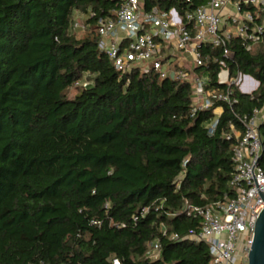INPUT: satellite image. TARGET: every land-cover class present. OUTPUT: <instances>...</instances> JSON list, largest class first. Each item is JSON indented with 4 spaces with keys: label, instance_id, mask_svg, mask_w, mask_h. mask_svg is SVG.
<instances>
[{
    "label": "trees",
    "instance_id": "16d2710c",
    "mask_svg": "<svg viewBox=\"0 0 264 264\" xmlns=\"http://www.w3.org/2000/svg\"><path fill=\"white\" fill-rule=\"evenodd\" d=\"M143 2L147 12L186 10V0ZM117 6L0 0V264L211 262L207 244L186 239L200 221L187 217L185 204L233 196L237 140L227 139L229 125L242 131L237 116L264 109V48L247 52L235 40L232 75L251 76L259 87L235 91L233 106L216 102L193 115L191 84L153 70L119 72L100 49L96 20ZM88 10L97 17L77 37L75 13ZM258 20L264 25V13ZM204 50L211 60L221 56ZM207 71L210 87L224 91L218 64ZM86 74L93 84L71 97ZM220 107L212 135L207 125ZM260 132L264 140V123ZM156 240L161 256L151 260Z\"/></svg>",
    "mask_w": 264,
    "mask_h": 264
},
{
    "label": "built area",
    "instance_id": "2783aa9c",
    "mask_svg": "<svg viewBox=\"0 0 264 264\" xmlns=\"http://www.w3.org/2000/svg\"><path fill=\"white\" fill-rule=\"evenodd\" d=\"M118 3L112 16L96 20V30L101 38L100 49L113 61L119 72L134 68L143 72L151 70L161 79H171L193 86L192 114L208 110L216 102L230 106L238 103L235 91L252 94L259 82L240 72L232 75L228 66L233 53L231 45L238 40L247 52L264 48V25L258 20L264 13V0H186V10L158 8L147 12L143 0H110ZM196 3L197 7H191ZM256 11H259L256 12ZM85 14V15H84ZM75 13L73 30L85 31L80 21L97 17L93 10ZM220 50L221 56L213 60L204 49ZM218 64L217 83L225 88L219 91L210 87L207 67ZM93 84L86 74L73 88H87ZM220 110L222 112H220ZM223 108L215 110V117L207 125L214 135ZM244 125L239 131L230 123L228 140L236 138L234 148L235 172L230 182L233 196L226 201L205 206L185 204L188 218L199 219V230H191L186 239L205 243L210 249V264H248L255 224L264 209V140L260 127L264 123V109L255 110L252 117L237 116ZM172 240H180L173 235ZM159 240L151 244L148 258L161 256ZM118 264V262H116Z\"/></svg>",
    "mask_w": 264,
    "mask_h": 264
},
{
    "label": "water",
    "instance_id": "95a60500",
    "mask_svg": "<svg viewBox=\"0 0 264 264\" xmlns=\"http://www.w3.org/2000/svg\"><path fill=\"white\" fill-rule=\"evenodd\" d=\"M248 264H264V209L255 224L254 238L248 255Z\"/></svg>",
    "mask_w": 264,
    "mask_h": 264
},
{
    "label": "rangeland",
    "instance_id": "374dc122",
    "mask_svg": "<svg viewBox=\"0 0 264 264\" xmlns=\"http://www.w3.org/2000/svg\"><path fill=\"white\" fill-rule=\"evenodd\" d=\"M77 13H79V15H82V14H84V13H82V12H77ZM85 15V14H84ZM82 18H80V21H82V22H84L85 23V18H84V16H81ZM73 34L75 35V36H77V37H82V36H84L85 35V31H76V32H73ZM77 93V89H75V88H73L72 89V92L70 93L71 95V97H73L75 94Z\"/></svg>",
    "mask_w": 264,
    "mask_h": 264
},
{
    "label": "crops",
    "instance_id": "0c3cea01",
    "mask_svg": "<svg viewBox=\"0 0 264 264\" xmlns=\"http://www.w3.org/2000/svg\"><path fill=\"white\" fill-rule=\"evenodd\" d=\"M258 82V81H257ZM220 112H222L221 110H220Z\"/></svg>",
    "mask_w": 264,
    "mask_h": 264
}]
</instances>
